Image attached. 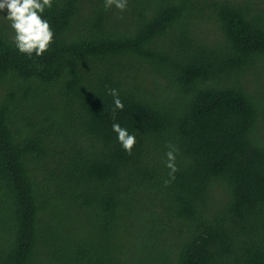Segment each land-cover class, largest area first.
Wrapping results in <instances>:
<instances>
[{
    "label": "trees",
    "instance_id": "1",
    "mask_svg": "<svg viewBox=\"0 0 264 264\" xmlns=\"http://www.w3.org/2000/svg\"><path fill=\"white\" fill-rule=\"evenodd\" d=\"M6 15L0 264H264V0H53L40 57Z\"/></svg>",
    "mask_w": 264,
    "mask_h": 264
},
{
    "label": "clouds",
    "instance_id": "2",
    "mask_svg": "<svg viewBox=\"0 0 264 264\" xmlns=\"http://www.w3.org/2000/svg\"><path fill=\"white\" fill-rule=\"evenodd\" d=\"M52 4L53 0H0V11L7 10V15L4 17L9 21L15 33L13 42L21 54L31 57L35 53L37 57H40L54 42V30L49 20L43 16L45 9H51ZM113 5L123 12L127 9L128 0H104L106 10ZM109 94L114 98L113 112L117 109L123 110L124 105L119 98L118 90L109 89ZM112 129L118 134L117 139L122 148L131 154L137 142L136 137L130 135L127 129L122 128L119 123H113ZM167 147L169 151L165 153V166L170 170L168 173L170 179L165 180V185L175 179V173L178 171L176 167L178 149L171 144Z\"/></svg>",
    "mask_w": 264,
    "mask_h": 264
},
{
    "label": "rangeland",
    "instance_id": "3",
    "mask_svg": "<svg viewBox=\"0 0 264 264\" xmlns=\"http://www.w3.org/2000/svg\"><path fill=\"white\" fill-rule=\"evenodd\" d=\"M7 10L5 9L4 12H6Z\"/></svg>",
    "mask_w": 264,
    "mask_h": 264
}]
</instances>
